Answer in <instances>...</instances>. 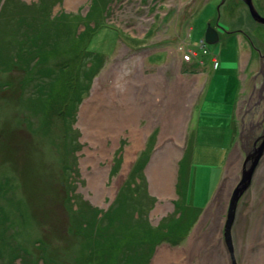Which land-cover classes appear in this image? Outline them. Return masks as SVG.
Wrapping results in <instances>:
<instances>
[{
	"label": "rangeland",
	"instance_id": "obj_1",
	"mask_svg": "<svg viewBox=\"0 0 264 264\" xmlns=\"http://www.w3.org/2000/svg\"><path fill=\"white\" fill-rule=\"evenodd\" d=\"M5 1L0 0V11ZM14 1L32 5L40 0ZM220 2L98 0L89 19L92 0H59L52 13L75 19L68 24L69 34L56 32L65 51L56 52L58 57L69 55L77 27V35H87L81 48L104 62L84 92L77 77L67 74L78 65L73 48L72 56L56 59L71 68L63 69L51 90L46 88L48 105L34 117L29 105H38V93L25 74L35 71L9 58L6 34L1 35L0 62L15 69L0 71V264H95L96 255L89 252L94 247L84 246L91 238L86 243L69 228L67 192L72 201L80 198L90 205L87 214L100 211L98 225L111 209L115 224L139 219L144 196L134 197L133 213L128 208L119 212L111 203L149 149V158L141 159L147 185L162 175L168 183L162 192L149 191L154 203L148 223L157 227L175 211L182 162L184 204L200 210L190 211L195 224L186 238L172 246L157 244L148 264L163 247L178 256L169 254L160 264H231L223 237L228 202L240 179L247 141L264 127V25L234 0L227 1L229 8L221 7L217 24ZM252 3L264 17V0ZM207 23L219 25L220 38L205 44L203 52L200 40ZM185 46L199 61L184 58ZM49 91L55 97L49 99ZM126 95L133 115L118 126V100ZM92 107H97L93 122L88 119ZM234 111V150L223 172L225 139L232 134L223 121ZM134 180L137 185L140 178ZM231 236L236 264H264V153L237 204ZM123 238L130 242L126 231ZM116 257L106 256L114 263Z\"/></svg>",
	"mask_w": 264,
	"mask_h": 264
},
{
	"label": "trees",
	"instance_id": "obj_2",
	"mask_svg": "<svg viewBox=\"0 0 264 264\" xmlns=\"http://www.w3.org/2000/svg\"><path fill=\"white\" fill-rule=\"evenodd\" d=\"M58 1L59 0H40L38 3L26 5L25 3L21 4L19 1L6 0L0 11V37L6 34V37L3 38H7L6 44L8 49H6L11 53V55L9 54V58H17V63L19 65L31 66L33 67V71H35L34 73H32V71H25L28 73L25 74L26 77L30 76V78H32L30 81H33V83L30 85H33V91L38 93V105L32 103L29 105V110L33 117L36 114L43 113L48 105V100H44L46 88L48 87L49 90H51V86L59 83L61 73H64L63 69H65L67 65L68 68H66V70L71 68V63L69 62L70 64H68L66 60H57L58 64H60V62L64 63H62L60 66L62 68L56 73L52 69L46 67V63L55 58L54 54L56 52L60 50L65 52L58 43V41L61 40V35H56V32L61 30V34H69L73 30L71 26L68 25L75 19L73 15L66 13L54 15L52 13L51 9ZM92 1L95 5L92 6L93 9L89 12V16L87 17L89 19L90 17H94L95 13H93V11L98 0ZM74 28L75 41H72L73 43H69V45L70 48L74 50L73 57L78 59V65L76 68H71L67 74L70 76L75 75L78 79L77 87H82L84 92H86L90 87L92 79L103 66L104 58L90 54L82 49L81 44L85 43L87 35L85 33H79L77 35V27ZM45 40L51 41L46 45H42L41 42ZM12 41L16 42L13 44ZM43 53L51 55L52 58L45 60V55ZM71 53L72 49L69 55L61 56L57 59L72 56ZM76 53L78 54L76 55ZM41 60H45V62H41ZM195 64L198 63L196 62ZM10 69L15 68H8V66H4L2 62H0V71H7ZM49 93V99L53 96L55 97L51 91H49ZM80 101L81 99H78L77 104ZM146 151L147 153H143L144 156L142 155L130 172L132 178L131 182L128 185L123 184L120 186L121 188L118 189L116 197L111 203V206L119 212L123 211L124 208H128V210H131L133 213V205L135 204L134 197L138 194L144 196L145 199L141 201L142 208L140 210L141 217L139 219L132 217L129 222L125 221V224H122V226L115 224L111 221V209L102 217V221H100L98 225L95 220L99 217L100 211L98 212L93 209L90 214H87L86 212L90 205L80 198H78L77 201H72V196L67 192V205L70 212L69 228L70 230L73 229L76 231L82 237H85L86 243L91 238L89 243L84 244V246L89 248L94 247V249L89 250V252L92 251L91 254L96 255L95 264H148L153 255L155 246L161 242L159 236H163L164 239L170 238L171 242L176 244L179 237L187 233L186 230H188L192 222L193 215L190 211L196 212V210H200L184 204L185 197L182 190L183 185H181L183 182L182 162L179 167V184L177 185V194L180 198L178 199L179 202L178 200L175 201V211L163 218L160 221L161 224L159 223L160 225L157 227H153L148 223L147 211L154 203V198L147 193V181L142 174L146 161H142L141 159L146 160L150 155V149ZM130 174L127 181L129 180ZM135 178H137V180L140 178L139 185L135 184ZM130 192H132L131 196H129ZM124 194L126 195L125 198L123 197ZM75 210H77L78 215L74 213ZM125 231L128 234L130 242L124 238L123 241H121L123 234L125 235ZM109 242L117 244L111 247ZM142 251L144 253L143 257H138ZM108 255H111L112 259L113 256H117L115 258L116 263L110 262L109 259L106 258ZM85 259H87V257H85Z\"/></svg>",
	"mask_w": 264,
	"mask_h": 264
},
{
	"label": "bare ground",
	"instance_id": "obj_3",
	"mask_svg": "<svg viewBox=\"0 0 264 264\" xmlns=\"http://www.w3.org/2000/svg\"><path fill=\"white\" fill-rule=\"evenodd\" d=\"M239 2H242V4L244 5V6H246L247 7V5L245 4V1L244 0H239ZM251 2H252V0H251ZM253 4V3H252ZM93 5H95L94 4V2L92 1V6ZM222 6H225V8H229L230 6L227 4V2H225V0H224V2L223 3H221V5H220V3L218 4V10H217V12H218V16H217V19H215V21L217 22V24H219V17H220V9H221V7ZM254 6V5H253ZM90 7H91V5H90ZM255 8V7H254ZM247 10H248V7H247ZM255 10L257 11V9L255 8ZM248 12H249V10H248ZM258 12V11H257ZM259 14V13H258ZM77 15V14H76ZM259 16L260 17H263V16H261L260 14H259ZM167 17H169L167 14L166 15H164V17L162 18V19H166ZM264 18V17H263ZM185 20V19H184ZM161 20H160V18H159V21H157V22H160ZM76 23H78V27L80 28V25H81V23H82V21H80V20H78V22H76ZM210 24V23H209ZM208 23H207V27H206V30H205V32H204V36H203V38L200 40V46L201 47H203V52H206V49H204V46H205V44H207L206 43V39H205V33H206V31H207V29L208 28H213L214 30H216L217 31V36H218V40H219V35H220V33L218 32V30L217 29H219V25L217 26V28H216V26H214L213 27V25L212 24H210L209 25ZM258 24H262V25H264V23H258ZM212 25V26H211ZM191 32V28H189V30H187V36H189V33ZM218 40H217V42H218ZM216 42V43H217ZM215 44V43H214ZM184 45V44H183ZM72 48H70V46H69V52H70V50H71ZM184 49V48H183ZM46 52H48V51H46ZM183 54H184V58L186 59V60H188V59H190V58H196L197 59V61H199L198 60V54L196 53V52H194V51H192V50H190V49H188L186 46H185V49H184V51H183ZM54 56H55V58L54 59H51L50 61H48L47 63H46V66L48 65L49 67L48 68H50V69H52L55 73L57 72V69H58V63H57V58H58V55L55 53L54 54ZM259 61H260V57H259ZM41 62H45V60H41ZM216 65L214 64V67H215ZM66 68H68V65H67V67ZM65 68V69H66ZM255 78V77H254ZM138 81H140V80H137L136 82H138ZM134 85L136 86V83L134 82ZM138 88H140V87H138ZM137 88V89H138ZM263 97H264V94H263ZM262 96H261V98H263ZM129 100H130V98L126 95L123 99H121L120 101L118 100V104L121 106V108L118 110V117H116L117 118V120L118 121H116L115 123L119 126V125H121V126H123V125H125L124 123L125 122H128L129 120H130V118L129 117H131L132 115H133V110L129 107ZM105 101V100H104ZM117 102V101H116ZM96 108L97 107H92L91 109H90V112L88 113V119H90L92 122H93V118H94V114L96 113ZM108 115H111L112 113H107ZM129 118V119H128ZM234 129H235V123L233 122V126H232ZM7 135V134H6ZM190 140H191V137H188V142L186 143L187 145H189V143H190ZM244 161H245V159H244ZM243 165H244V162H243ZM243 165H242V168H241V171H242V169H243ZM167 181L165 182V176H161V177H155V179H153V182H152V185L154 186L153 188L155 189V190H158V191H160V192H162V191H164V190H166L167 189ZM152 189V187L151 186H149V185H147L146 186V191H147V193L149 194L150 192V190ZM182 206V205H181ZM190 206V205H189ZM195 223H193V219H192V222H191V224L189 225V228H188V230H186L187 231V233L188 232H190L191 231V229H192V227H193V225H194ZM159 238H160V244H168L169 246H172L173 245V242H171V240H170V238H163V236H159ZM184 238H186V237H183V235H181L180 237H179V239H178V242H180V241H182V240H184ZM154 253V252H153ZM157 254H156V258H155V260L153 261V263L152 264H160L162 261H167L168 259H169V254H171L172 256H178V252H176V251H170L169 250V248L168 247H163V248H161L160 250H158V252H156ZM154 255V254H153ZM152 255V256H153Z\"/></svg>",
	"mask_w": 264,
	"mask_h": 264
},
{
	"label": "water",
	"instance_id": "obj_4",
	"mask_svg": "<svg viewBox=\"0 0 264 264\" xmlns=\"http://www.w3.org/2000/svg\"><path fill=\"white\" fill-rule=\"evenodd\" d=\"M245 4L248 7L249 14L251 18L257 23H264V18L260 17L258 12L255 10L251 0H244ZM224 0H221L223 3ZM218 10V7H217ZM217 31L213 28H208L205 33V41L207 44H214L218 40ZM262 142L259 144L257 148H255L252 152L245 154V161L243 165V169L241 171L240 179L234 187L228 202L227 212H226V220L223 228V237L224 241L227 244L229 249L231 264H236L234 254H233V245H232V236L231 229L235 220V213L237 204L242 197V195L247 191V189L251 186L253 175L255 173L256 167L260 158L264 153V134L262 136Z\"/></svg>",
	"mask_w": 264,
	"mask_h": 264
},
{
	"label": "crops",
	"instance_id": "obj_5",
	"mask_svg": "<svg viewBox=\"0 0 264 264\" xmlns=\"http://www.w3.org/2000/svg\"><path fill=\"white\" fill-rule=\"evenodd\" d=\"M234 114H235V111L234 112H229V114L227 116V119L225 121H223L225 123H229L230 124V127H231V130H232V134L225 139L226 146L224 148V151L226 152V154H225V163H224V166H223V172H225V165H227V157L228 156L231 157L232 154H233V150H234L233 149L234 148V145L233 144H234V141H235V137H234V134H233V127H232L233 126V122L235 120ZM235 160H236V158H235ZM150 186L152 188L154 187L153 185H150Z\"/></svg>",
	"mask_w": 264,
	"mask_h": 264
},
{
	"label": "flooded vegetation",
	"instance_id": "obj_6",
	"mask_svg": "<svg viewBox=\"0 0 264 264\" xmlns=\"http://www.w3.org/2000/svg\"><path fill=\"white\" fill-rule=\"evenodd\" d=\"M227 1L228 0H225V2H227ZM234 1L239 2V0H234ZM263 90H264V87H263ZM262 101L264 102V97L262 98ZM263 134H264V127L259 130V134L255 138H253V140L251 142L247 141L245 154L252 152L255 148H257L259 146V144H261V142L263 140L262 139Z\"/></svg>",
	"mask_w": 264,
	"mask_h": 264
}]
</instances>
